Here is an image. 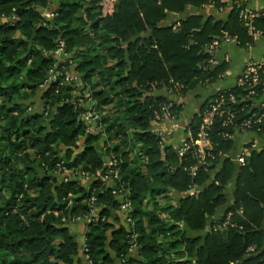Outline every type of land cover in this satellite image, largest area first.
Returning a JSON list of instances; mask_svg holds the SVG:
<instances>
[{"label":"trees","instance_id":"1","mask_svg":"<svg viewBox=\"0 0 264 264\" xmlns=\"http://www.w3.org/2000/svg\"><path fill=\"white\" fill-rule=\"evenodd\" d=\"M209 3L223 7L219 0H116L102 16L101 0H0V264H264V150L252 151L238 168L229 224L218 228L225 216L213 223L200 244L186 231H202L206 217L225 204L232 163L223 160L206 183L233 146L232 129L213 120L202 164L192 141L216 96L192 117L181 156L150 129L154 112L167 104L154 90L183 96L214 83L227 64L212 66L204 48L224 41L222 32L241 47L255 38L239 20L244 8L237 1L224 21L190 15L176 30L160 26L167 13ZM263 12L253 21L256 31L264 30ZM58 41L67 54L62 62L53 55ZM70 67L79 86L59 84ZM51 73L56 80L45 86ZM262 81L264 69L253 100ZM247 91L218 93L226 106L244 109L237 123L263 113L252 100L239 102ZM230 95L238 102L228 103ZM79 100L92 103L101 133H88ZM180 110L171 105L172 117ZM256 128L264 136V122ZM110 171L117 174L113 186L100 180ZM82 176L91 178L82 183ZM195 186H204L195 196L169 195ZM116 188L131 203L133 225L115 214ZM78 219L85 220L84 247L66 225Z\"/></svg>","mask_w":264,"mask_h":264},{"label":"crops","instance_id":"2","mask_svg":"<svg viewBox=\"0 0 264 264\" xmlns=\"http://www.w3.org/2000/svg\"><path fill=\"white\" fill-rule=\"evenodd\" d=\"M116 0H101L102 16L110 15L113 12L114 3ZM221 8L217 9L213 3L204 4L200 8L186 6L182 13H167L166 18L160 23V26H170L179 20L185 19L190 15H200L204 19L212 17L214 20L224 21L232 7L234 1H237L245 10L260 13L264 11V0H219ZM212 66L219 65L223 62L227 64V70L219 80L209 85H199L195 89L187 92L183 96L168 92L165 88L154 90L153 96H160L172 105H181V110L176 118L170 120H163L158 124H152V131L162 140V147L171 146L174 150L181 148L182 144L187 140L189 134L186 129L192 117L199 112L205 101L220 91L229 90L235 87L237 78L249 62L264 63V36H255L251 44L246 47H241L236 42L220 41L213 52ZM254 101L256 108L261 109L264 113V81L261 82V91L258 98ZM248 147L251 155L252 151L264 150V136H259L256 133L236 134L233 137L232 148L223 154L220 162L215 168L210 171V179L206 184L211 183L212 178L216 172L222 167L223 160H228L233 165V173L224 187L225 204L217 208L212 216L205 219V227L202 231H186L187 236L191 238H199L202 244L205 236L210 231L213 223H216L226 214L228 209L233 204V192L235 187V180L237 177L238 168L240 167L236 159L239 156L242 148ZM205 184V185H206ZM108 186H113V183H108ZM203 187H192L185 192H177L170 190L169 195L178 200L184 197L195 196L203 190ZM120 219V214L115 212ZM73 223V224H72ZM120 223L121 219H120ZM71 224V225H70ZM67 228L69 233L75 236L76 242L79 246L83 245V235L85 232V220L78 219L71 222ZM181 229L184 228L179 224ZM264 232V222L262 224ZM248 253H254V247L248 248ZM135 256L134 252H131ZM85 264V263H84Z\"/></svg>","mask_w":264,"mask_h":264},{"label":"built area","instance_id":"3","mask_svg":"<svg viewBox=\"0 0 264 264\" xmlns=\"http://www.w3.org/2000/svg\"><path fill=\"white\" fill-rule=\"evenodd\" d=\"M223 9V8H219ZM259 16L258 13L249 11V10H241L239 12V20L243 23V25L247 28V32L250 36H259L264 34L263 31H256L253 26V21L255 18ZM262 16L264 17V12L262 13ZM170 26H172L173 30H176L178 24L177 22L172 23ZM223 40L226 42H236L235 38L230 37L226 32H222ZM218 45L217 41H214L209 46H206L204 48L205 52H208L210 54H213L214 49ZM64 43L62 41H58L57 48L55 49L53 55L54 58L62 62L67 58V54L64 51ZM211 65L213 64V61H210ZM72 67H70L63 76V79L60 81L59 84L63 83H72L75 86L80 85L79 76L75 73H72L71 70ZM264 64L263 63H253L249 62L243 71L240 73V75L237 78L236 87H245L248 91L246 96L240 100L239 102H244L246 100H253L255 98V87L259 84L261 81V73H263ZM56 74L51 73L50 77L48 78V81L46 82L45 86L49 84L50 82H53L56 80ZM166 89V88H165ZM167 90V89H166ZM168 91V90H167ZM169 92V91H168ZM221 92V91H220ZM218 93H215L214 96H216L209 109L203 113L202 119L197 127V131L195 134V137L192 141V145L195 149V152L197 154L198 163H204L205 159L209 157L208 151L211 148V142L209 139V133L208 129L210 125L212 124L213 120L215 118L220 119L221 126L226 129H232L233 137L236 134H243V133H256L257 131H260L259 128H256L255 132L253 129L255 127H258L264 122V114L263 113H253L248 118L240 121L235 122L237 115L239 113H243L244 109H237L234 110L229 106L225 105L226 99L222 96H218ZM227 102L230 104H235L236 99L233 95H230L227 99ZM77 105L79 107L83 106L85 111L81 116V119L83 122L88 126L87 131L90 134H98L101 133L100 127L96 125V121L98 119V114L94 109L92 108V103H84L82 100H79ZM171 103L167 101V104H161L158 107V110L154 112V119L151 122L152 124H158L163 120H170L173 119L170 108ZM152 131V127H150ZM153 132V131H152ZM227 136V134H225ZM188 148L187 141H185L181 148L177 150L178 155H182L183 150ZM250 151L248 147L242 148L239 156L237 157L236 161L239 164V166H244L246 159L249 157ZM211 157V156H210ZM108 165H110V162H107ZM60 170L58 171L59 177L63 178L64 180H67L69 178L68 174L60 172L63 170V167H61V164L58 165ZM196 167H191L190 174L191 176L195 175ZM91 177L89 176H82L79 179L82 183H86L90 180ZM117 178V174L115 171H110L109 174H105L100 176V180L104 184H108L110 182H113L114 179ZM112 194L117 195L120 194V205L118 213L120 214V219L122 224L125 226L133 225L131 217H130V211H131V203L126 199V196L123 194V191L119 188L113 189ZM91 201H94L93 198H91ZM94 215V213L92 214ZM230 219V213L225 215L224 221L221 225L218 226V228L226 227L229 224ZM130 238L134 240L136 238L135 234H131ZM84 247V245H82ZM132 249H134L136 246L132 245Z\"/></svg>","mask_w":264,"mask_h":264},{"label":"rangeland","instance_id":"4","mask_svg":"<svg viewBox=\"0 0 264 264\" xmlns=\"http://www.w3.org/2000/svg\"><path fill=\"white\" fill-rule=\"evenodd\" d=\"M72 73H74L75 74V71H74V69H73V67L71 68V70H70ZM36 109L38 110L39 108H38V106L36 107ZM79 145H80V142H79ZM73 224V223H72ZM66 225H68V226H70L69 224H66Z\"/></svg>","mask_w":264,"mask_h":264}]
</instances>
